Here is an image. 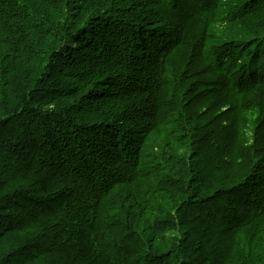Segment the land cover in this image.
I'll use <instances>...</instances> for the list:
<instances>
[{
	"label": "trees",
	"instance_id": "obj_1",
	"mask_svg": "<svg viewBox=\"0 0 264 264\" xmlns=\"http://www.w3.org/2000/svg\"><path fill=\"white\" fill-rule=\"evenodd\" d=\"M0 264H264V0H0Z\"/></svg>",
	"mask_w": 264,
	"mask_h": 264
},
{
	"label": "rangeland",
	"instance_id": "obj_2",
	"mask_svg": "<svg viewBox=\"0 0 264 264\" xmlns=\"http://www.w3.org/2000/svg\"><path fill=\"white\" fill-rule=\"evenodd\" d=\"M220 29H221V26H218ZM219 30L218 29H215V34H219ZM190 54H191V49L190 50H188L187 51V53L183 56V58L181 59V61H182V64L184 65L185 63H186V61H187V59L190 57ZM201 66H202V68L204 69L203 71H205L207 68H208V66L206 65V64H204V63H202L201 62ZM205 77H206V72H203L202 74H201V81L203 82L204 81V79H205ZM208 109H210V108H208ZM196 114H197V112H196ZM181 151H183V152H185V153H187V154H189V153H191V151H189V150H182L181 149ZM180 154H182L181 152H179ZM237 154V153H236ZM177 156V155H176ZM253 158H249V159H245L244 161H242V158L240 157V155H239V157H235V158H233L230 162H228V164H230L229 166H227L229 169H236V170H238L240 173H248V171L246 170V168H245V165H244V163H246V161H250V160H252ZM178 162H180L179 160H177ZM226 165H227V163H226ZM174 166L176 167V162H175V164H174ZM177 170H179V168H177ZM185 169L183 168H181L180 169V172L179 173H181V172H183ZM214 187H212V189H213ZM165 204H166V206L168 207L167 209H165L164 211L166 212V214L168 215V211H171L172 212V207H171V203H172V199L171 198H167L166 200H165V202H164Z\"/></svg>",
	"mask_w": 264,
	"mask_h": 264
}]
</instances>
